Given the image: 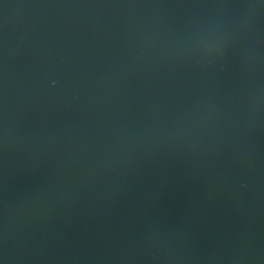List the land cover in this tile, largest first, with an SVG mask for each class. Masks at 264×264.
<instances>
[{
    "label": "water",
    "instance_id": "1",
    "mask_svg": "<svg viewBox=\"0 0 264 264\" xmlns=\"http://www.w3.org/2000/svg\"><path fill=\"white\" fill-rule=\"evenodd\" d=\"M0 264H264V0H0Z\"/></svg>",
    "mask_w": 264,
    "mask_h": 264
}]
</instances>
